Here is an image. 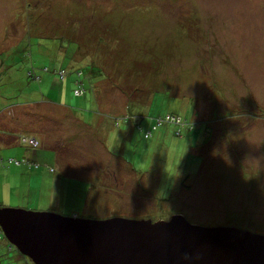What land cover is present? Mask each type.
<instances>
[{
    "label": "rangeland",
    "instance_id": "rangeland-1",
    "mask_svg": "<svg viewBox=\"0 0 264 264\" xmlns=\"http://www.w3.org/2000/svg\"><path fill=\"white\" fill-rule=\"evenodd\" d=\"M0 99V207L264 235V121L233 120L264 106V0H0ZM10 245L0 264H21Z\"/></svg>",
    "mask_w": 264,
    "mask_h": 264
},
{
    "label": "water",
    "instance_id": "water-1",
    "mask_svg": "<svg viewBox=\"0 0 264 264\" xmlns=\"http://www.w3.org/2000/svg\"><path fill=\"white\" fill-rule=\"evenodd\" d=\"M6 239L34 264H264V235L169 220L0 208Z\"/></svg>",
    "mask_w": 264,
    "mask_h": 264
},
{
    "label": "crops",
    "instance_id": "crops-1",
    "mask_svg": "<svg viewBox=\"0 0 264 264\" xmlns=\"http://www.w3.org/2000/svg\"><path fill=\"white\" fill-rule=\"evenodd\" d=\"M246 93H244V94H239V96H242V97H244L245 99H249L250 100V98H251V96H249V95H245ZM249 96V97H248ZM238 97V96H237ZM247 101L248 103H249V106L251 105V103H250V101ZM6 103L4 102V105H5ZM262 104H259V109H258V111H257V113L256 112H252V111H250L249 109H243L242 107H238V106H236L235 105V109H238L237 111H235L234 112V114H235V116L233 117V120L237 117H245V116H243V114H245L248 118H249V121H253V119L256 117L257 118V120H262V121H264V106H261ZM246 110H248V111H246ZM9 111H8V107L6 106L4 109L2 108V101H1V99H0V129L1 128H6V124L7 123H9V120L10 119H6L5 118V113H7V114H11V109H10V112L8 113ZM253 113V114H252ZM247 117H245V119H247ZM248 121V122H249ZM248 125H250V124H248ZM244 128H245V126H240V127H238L237 129H238V132H240L241 130H244ZM261 128V127H260ZM235 133H233V135H234ZM263 134H264V130H263ZM236 135V134H235ZM9 140V139H8ZM8 140H7V142H8ZM239 140V139H238ZM240 141V140H239ZM263 141V138H262V140H261V144H259V146L260 147H257V148H255V150H257V149H259V148H263V149H261L260 150V153H262V151L264 150V141ZM239 146V144L237 143V146L236 147H238ZM253 150L254 149H252V150H250L248 153L250 154V155H252V152H253ZM245 154L247 155V152L244 150L243 152H240L238 149H236V150H234V155H235V159H238V158H236L237 156H240V158L238 159V160H242V161H244V164L245 165H247V168H248V171L249 172H252L253 170H254V167L255 168H257V169H259V167L257 166V164H256V162L254 161V159L252 158V159H249V158H247L248 160H246L245 159ZM252 157V156H251ZM256 159V158H255ZM246 161H249L248 163L246 162ZM259 161V160H258ZM261 161V164H259L258 163V165H261L262 166V169L261 170H263L264 169V160L263 159H261L260 160ZM259 161V162H260ZM237 163H238V161H237ZM254 166V167H253ZM236 168V167H235ZM260 170V169H259ZM246 172L247 171H245V170H243L242 172H240V171H237V172H235L234 173V177H233V179L235 180V189H243L244 187V185L243 184H245V183H242L240 186H238V184L240 183V182H243V181H245V174H246ZM248 176H249V180H247L248 181V189H254V185L258 182L257 180L255 181V179H254V175L253 174H251V173H248ZM262 176L264 177V174H262ZM240 177H242L243 179H240ZM238 181V182H237Z\"/></svg>",
    "mask_w": 264,
    "mask_h": 264
},
{
    "label": "trees",
    "instance_id": "trees-1",
    "mask_svg": "<svg viewBox=\"0 0 264 264\" xmlns=\"http://www.w3.org/2000/svg\"><path fill=\"white\" fill-rule=\"evenodd\" d=\"M45 67H49V66H47V65H44V66H42L41 67V70H45L44 68ZM61 69H66L64 66H61ZM55 70H57V69H55ZM46 71V70H45ZM88 71L90 72H92L93 71V68L92 67H81L80 69H78V70H76V72H78V78L76 79V84H77V87H76V89L74 90L75 91V93H77L76 91H79V90H84V91H86V80H89V77L87 76V74H88ZM36 74L37 75H39L37 72H36V70L35 69H31V70H29L28 71V76L29 77H31V78H34L35 79V76H36ZM83 75H85V77H86V79L85 80H82L81 79V76H83ZM40 76V75H39ZM41 77V76H40ZM66 79V78H65ZM64 79V80H65ZM143 117V116H142ZM169 117H171L170 119H169ZM144 118V117H143ZM173 120H179V119H176V118H174V116L171 114H169V115H167V116H165V117H163V116H160V117H158L157 119H156V123H149V125H150V128H154V127H156V125H160V124H164V122H167V121H169V122H173ZM188 124V123H187ZM152 126V127H151ZM194 127V128H193ZM196 128V124L195 125H191L190 126V129H192V130H194ZM145 133V136L148 138V137H151V134L149 133V130L147 129V131H145L144 132ZM1 230V229H0ZM9 249L10 250H12V249H16V252H17V256H16V258L15 259H19V260H21V261H19V262H21V264H33V262H32V260H30L28 257H26V256H24L16 247H14V246H11L10 245V247H9Z\"/></svg>",
    "mask_w": 264,
    "mask_h": 264
},
{
    "label": "built area",
    "instance_id": "built-area-1",
    "mask_svg": "<svg viewBox=\"0 0 264 264\" xmlns=\"http://www.w3.org/2000/svg\"><path fill=\"white\" fill-rule=\"evenodd\" d=\"M44 69L47 71L48 70V67H45ZM57 72H58V75L60 76V78L62 80H64L66 78L67 74H68V72L66 71V69H59V70H57ZM35 79L40 80L41 77L36 74ZM76 92L82 94V92H84V90H79V91H76ZM170 118L171 117H169V119ZM24 140L26 142L30 143V144H33V145H37L38 144V142L35 139H24Z\"/></svg>",
    "mask_w": 264,
    "mask_h": 264
},
{
    "label": "clouds",
    "instance_id": "clouds-1",
    "mask_svg": "<svg viewBox=\"0 0 264 264\" xmlns=\"http://www.w3.org/2000/svg\"><path fill=\"white\" fill-rule=\"evenodd\" d=\"M41 79H42V77H41ZM117 138H118V133H115L114 135H113V143H115V141L117 140ZM24 139H35V138H24ZM37 142H38V140L37 139H35ZM27 144H30V143H28V142H26ZM30 145H33V144H30ZM39 145V142H38V144L37 145H33V146H38ZM29 163H31V162H29ZM1 208V207H0ZM0 229H1V227H0ZM2 231V230H1ZM6 238V237H5ZM10 243V242H9ZM11 244V243H10ZM11 246H13L12 244H11ZM33 262V261H32ZM34 264V263H33Z\"/></svg>",
    "mask_w": 264,
    "mask_h": 264
}]
</instances>
